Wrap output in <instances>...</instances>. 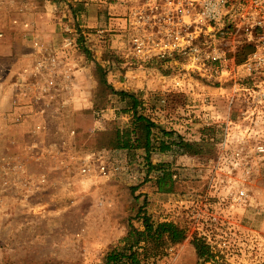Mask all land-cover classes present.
I'll use <instances>...</instances> for the list:
<instances>
[{
    "label": "rangeland",
    "instance_id": "374dc122",
    "mask_svg": "<svg viewBox=\"0 0 264 264\" xmlns=\"http://www.w3.org/2000/svg\"><path fill=\"white\" fill-rule=\"evenodd\" d=\"M133 6V0H0V264H105L131 227L143 229L141 217L186 226L182 215L209 191L215 195L209 207L225 231L209 237L212 260H199L187 237L149 264H264V155L252 152L264 141L247 143L250 196L236 202L224 184L229 176L216 172L223 131L208 126L229 112L224 91L195 76L177 89V62L136 58ZM122 91L161 128L193 142L211 138L201 156H183L171 144L168 152L152 151L150 165L165 163L179 174L171 193L158 191L160 173L149 172L144 151L112 146L115 131L132 117L130 100L116 94ZM241 147L228 142L225 149L229 155ZM231 156L226 161L235 164Z\"/></svg>",
    "mask_w": 264,
    "mask_h": 264
},
{
    "label": "built area",
    "instance_id": "2783aa9c",
    "mask_svg": "<svg viewBox=\"0 0 264 264\" xmlns=\"http://www.w3.org/2000/svg\"><path fill=\"white\" fill-rule=\"evenodd\" d=\"M133 1L130 42L136 58L177 62L180 66L176 74L179 80L174 81L177 89L185 90L182 79L195 76L224 91L223 99L229 112L213 116L212 122H208V126L222 129L225 141L216 172L229 176L223 183L230 198L246 203L250 196L249 178L254 169L247 159L252 155L246 146L264 141V0ZM247 49L250 52L244 54ZM214 103L211 102V109H215ZM228 142L242 147L228 155L225 149ZM34 148L27 147L22 152H33ZM252 152L255 156L264 155V145H257ZM230 155L233 161L238 160L235 164L226 161ZM4 163L7 165L5 159ZM99 169L104 176L109 174L107 167ZM113 170L117 173L120 168L115 166ZM2 172L1 183L6 187L8 165ZM88 172L89 169L85 170ZM171 172L172 179L177 181L178 172ZM217 184L218 181L210 182L209 187L214 189ZM202 195L201 206L196 203L191 210H186L182 221L187 237L202 239L215 254L216 247L209 237L218 236L213 230L220 227L219 231L225 233L223 220L209 207V200L215 198L213 191Z\"/></svg>",
    "mask_w": 264,
    "mask_h": 264
},
{
    "label": "trees",
    "instance_id": "16d2710c",
    "mask_svg": "<svg viewBox=\"0 0 264 264\" xmlns=\"http://www.w3.org/2000/svg\"><path fill=\"white\" fill-rule=\"evenodd\" d=\"M249 52L250 49H247L244 54ZM116 94L122 99L130 100L132 117L128 126L115 131L111 140L112 146L118 150L144 151L145 159L149 164V172L157 170L160 173L155 182L158 191L173 192L175 181L172 179L170 168L165 163L150 165L152 151L158 148L160 153H165L169 151L171 145H174L179 148L183 156H201L203 154L202 144L208 143L211 138L203 135L200 142H193L177 135L173 129H163L153 119V115L140 111L143 104L134 95L124 91ZM166 139H170L171 143H168ZM140 221L143 229L131 227L122 240L123 246L107 253L105 264H149L150 260L166 257L172 247L182 244L187 239L186 227L180 223L174 221L154 223L145 217H141ZM191 244L199 260L206 262L214 257L210 247L202 239L194 237Z\"/></svg>",
    "mask_w": 264,
    "mask_h": 264
},
{
    "label": "crops",
    "instance_id": "0c3cea01",
    "mask_svg": "<svg viewBox=\"0 0 264 264\" xmlns=\"http://www.w3.org/2000/svg\"><path fill=\"white\" fill-rule=\"evenodd\" d=\"M6 99H8V101H9V99H10V97L7 95L6 97H5ZM10 103V102H9ZM11 104V103H10Z\"/></svg>",
    "mask_w": 264,
    "mask_h": 264
}]
</instances>
